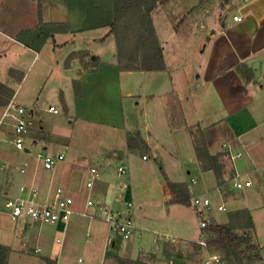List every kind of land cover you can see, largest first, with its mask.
<instances>
[{
	"label": "crops",
	"instance_id": "0c3cea01",
	"mask_svg": "<svg viewBox=\"0 0 264 264\" xmlns=\"http://www.w3.org/2000/svg\"><path fill=\"white\" fill-rule=\"evenodd\" d=\"M39 1L43 21L52 24V30L58 26L65 28V24L67 32L54 33L40 51H35L21 42L18 35L37 27ZM231 2L232 8L223 15L219 28L214 26L218 24V18L214 17L217 22L212 28L216 32L204 43L198 67L187 70L188 64H183L187 55L181 53V49L180 58L175 60L182 59V63L170 64L163 47L165 70L121 71L115 35L107 36L114 21L113 0H0V82L12 90L0 107L6 109L12 98L24 104L17 98L30 61L41 59V69L53 61L51 71L58 72L62 81H81L83 97H75V100L80 99L85 104L83 113L94 114L98 104H106L110 112L113 103L119 106V146L97 153L103 169L90 193L95 199H109L101 188L110 196L114 192L117 197L115 186L120 178L114 165L109 167L106 164H115L118 158L127 165L129 186L125 193L119 189V199L124 197L134 203L137 197L134 181H138L148 197L154 194L163 197L161 204L169 226L183 223L176 215L185 206L171 202L173 192L167 182L159 180L154 186L150 181L151 174L155 173L154 167L147 165L137 171L128 164L138 152V148L129 149L128 137L138 135L148 145L147 155L156 158V164L163 166L171 181L185 183L191 198L195 195L211 198L212 208L205 211V215L209 213L211 219L218 221L223 204L226 207L236 205L235 210H246L254 224L248 229L260 252H264V0ZM235 16L242 20H235ZM74 53L75 56L68 59ZM90 61L97 62V70H91ZM253 62L259 63V74L251 67ZM239 66H243V72L239 71ZM8 71L13 74L2 80V73ZM10 129L14 138L13 127ZM45 132L43 127L37 129L26 140L27 148L23 151L17 150L12 141L11 151L0 150V244L8 246L11 252L15 243L25 246L36 234H33L34 229L30 232L27 228L28 224L34 223L23 219L14 221L5 209L7 199L20 194L21 185L35 183L43 201L52 198V192L58 186L73 193L77 200L81 197L78 194L85 189L86 182L80 184V193L71 187L72 168L76 164L72 161L76 153L69 157L65 154L66 162H60L55 171L36 166L34 154L38 150L52 154L64 152L48 148L50 144L45 142ZM54 138L50 141L54 142ZM65 139H60L58 145L68 150L70 143ZM22 154L35 158L34 163L29 162L30 168L25 173L21 172L26 163L22 162ZM143 156L142 160L148 161L149 158L143 159ZM214 158H221L220 179L215 171ZM64 169H68V173L62 179L63 183H58L56 176ZM88 170L84 173L85 181ZM235 177L241 181L251 180L252 185L238 189L234 186ZM191 178H197V183L193 184L197 185L196 190L189 188ZM150 185L155 187L153 192ZM78 205H81L79 201ZM84 209L78 210L79 213ZM132 214L136 222V218L146 220L142 206L135 205ZM197 226L196 242L200 235L198 220ZM58 258L48 259L58 264Z\"/></svg>",
	"mask_w": 264,
	"mask_h": 264
},
{
	"label": "rangeland",
	"instance_id": "374dc122",
	"mask_svg": "<svg viewBox=\"0 0 264 264\" xmlns=\"http://www.w3.org/2000/svg\"><path fill=\"white\" fill-rule=\"evenodd\" d=\"M232 5L231 0H163L160 2L152 16L157 35L169 57V63L181 64L180 60L182 59H175H179L181 53H186L187 59L183 64H188L187 70L198 67L200 64L199 55L205 46L204 43L216 32V29L212 28L214 22H217L214 21V17L218 18V24L214 26L219 28L223 15L232 8ZM179 49H181V53ZM72 56H75V53L68 59ZM31 62L26 67L27 75L21 82L17 99L21 103L31 104L28 106L35 110V121L38 127H43L47 131L45 132L46 141L43 140L51 145H48L49 149L52 147L54 150H63L68 157L69 155L73 156L74 153L77 154L74 157L75 160L72 161L76 164L72 168L71 187L75 188L73 189L76 193H80V184L86 182L84 173L87 172L91 163L96 162L97 166L101 164L97 153L105 151V148L119 146V106L113 103V110L110 112L106 104H98L94 108V114L83 113L82 109L85 104L80 99L75 100V97H83V86L80 80H73L72 83L62 81L58 72L51 71L53 61L50 66L43 67V69H41L43 66L41 59ZM12 74L11 71L3 72L2 80L5 79V76ZM75 81L80 83L79 86L78 84L75 86ZM78 90L80 93L77 92ZM7 97L5 96V98ZM12 99L10 100L14 101ZM51 106H55L59 113L48 111ZM0 111L2 112L0 114L1 121L5 108L0 107ZM10 127H12L11 117L7 116L0 124V150L11 151L13 135ZM52 137L56 139L54 142L50 141ZM65 137L67 138L65 141L70 143L68 150L58 145L61 142L60 139ZM144 154H147L145 149H138L128 164H131L132 168L137 171L143 170L142 168L147 165H152L155 173L151 174L152 180H149L154 186H157L159 180L165 181L159 168L160 164H156V158L152 154H149L148 161L142 160ZM22 158V162L28 164L26 168H30L29 162H35L33 155L22 154ZM120 160L117 158L116 166L124 163ZM124 165L127 166L125 163ZM67 170H61L57 174L58 183H63L62 179L67 175ZM123 179L128 181V175ZM19 182L20 180L16 184ZM134 182L137 188V197L133 204L142 206L146 220L141 218L139 221L136 218L137 222H135L138 225L132 238L125 239L119 235L108 237V225L104 221L94 218L89 222V218L79 213L78 210L85 208V201L90 194L87 189H84L81 194H78V196L81 195L79 200L76 199L81 205L77 206V212L66 228L63 226L56 228L57 226L52 224H28L27 228L30 232L34 229V233H32H36L38 241L34 235V238L28 240L25 246L23 243L20 245V242H14L12 252L10 250V258L8 257V264H55L53 260L48 261L50 257L53 259L59 257L58 264H119L118 258L132 260L133 262L130 264H201L205 257V251L196 242L197 213L194 214L191 208L193 207L192 203L190 207L184 205L185 207L180 210L181 217L176 215L178 220L182 219L183 223L177 222L178 225L171 227L168 225L170 222L166 220V214L161 204L163 197L156 196V194L148 197L146 192L140 189L138 181ZM153 185L149 187L152 192L155 189ZM189 185L190 189L198 188L192 183ZM100 190L106 193L105 197L108 196L106 198H109L108 200L99 199L100 201H109L115 204L123 202V200L114 197L113 189L111 196L104 188ZM116 196H119L118 193ZM235 206L227 205L226 211L219 212L221 215L219 220L213 218L212 220L218 224H232L234 231L242 240V264H264V260H257L247 249L249 245H256L251 236L252 232L247 226L249 214L246 210H235ZM89 213L95 212L89 211ZM207 216L211 215L208 213ZM88 229L90 237H87ZM61 231H64L65 235L63 245L56 242V239L62 235ZM168 236L177 239V241L173 243L168 241ZM37 246L42 248L41 253L35 251ZM212 249L215 250L214 247ZM259 253L262 257L264 256V252L259 250ZM227 261L228 264H239L234 258H227Z\"/></svg>",
	"mask_w": 264,
	"mask_h": 264
},
{
	"label": "built area",
	"instance_id": "2783aa9c",
	"mask_svg": "<svg viewBox=\"0 0 264 264\" xmlns=\"http://www.w3.org/2000/svg\"><path fill=\"white\" fill-rule=\"evenodd\" d=\"M235 20L241 21L239 16L234 17ZM48 111L58 114L59 110L55 106H51ZM35 110L27 105H22L11 101L5 109L0 124L4 122L5 117H11V125L13 127L14 138L12 140L14 147L17 150H25L26 140L31 138L38 127L35 121ZM68 148V147H66ZM30 149V148H29ZM31 152V149L28 150ZM37 167L41 166L44 170L55 171L58 164L65 160L64 152H56L54 154L46 150H38L34 154ZM149 155H144L143 159H148ZM235 158V157H234ZM109 167L115 165L114 162L106 164ZM28 164L25 163L21 172L25 173ZM105 167V166H104ZM103 166H97L96 162H92L88 170V179L85 183V189L89 193L94 191L96 182L99 180L100 172ZM120 180L116 183V192L119 195V189L125 193L128 191L129 186L124 177L128 175V169L125 165H115ZM234 186L238 189L249 187L252 185L251 180L241 181L239 177H235ZM191 183L196 184L197 178H191ZM123 197V196H122ZM119 198V196H117ZM123 202H103L95 199L91 194L87 196L85 201V209L82 211L84 217L89 218L90 221L94 218H99L108 225L109 234L116 236L119 235L125 239L132 238L137 230V224L133 218L132 211L134 204L132 200L122 198ZM191 203L197 213V220L200 229V237L197 241L198 245L205 251V257L201 264H228L227 258L221 253L220 250H214L210 247L209 241L213 237V233L208 230L213 225V220L205 215V211L212 208V200L208 195H195L191 198ZM5 209L9 217L14 221L29 220L34 224H52L62 225L66 228L71 221L72 217L77 212V200L73 193L68 192L63 187H55L52 192V198L46 201L41 200L40 189L35 183L23 184L20 187V194L15 197H9L5 203ZM221 209L226 211V205H221ZM94 211L95 213H89ZM64 231L62 235L56 239L59 245L64 243ZM87 237H90V230L88 229ZM170 242H175L177 239L167 237ZM37 253L43 250L37 246L35 248ZM79 261H82L79 259Z\"/></svg>",
	"mask_w": 264,
	"mask_h": 264
},
{
	"label": "trees",
	"instance_id": "16d2710c",
	"mask_svg": "<svg viewBox=\"0 0 264 264\" xmlns=\"http://www.w3.org/2000/svg\"><path fill=\"white\" fill-rule=\"evenodd\" d=\"M163 0H113L114 2V21L107 33V36L115 35L117 44L118 67L121 71L126 70H145L160 71L166 69L165 53L161 41L157 35L152 13ZM39 22L35 30L23 31L18 35V39L29 48L40 51L45 41L54 36L56 32H67V27L52 30L50 25L43 21L42 4L38 5ZM74 55V54H73ZM92 70H97L96 61H91ZM243 66H239L242 71ZM79 82L75 81V86ZM12 90L0 82V106L3 105L5 96H9ZM78 93L79 90L77 91ZM129 149L143 148L148 150V145L144 139L138 135L128 137ZM221 158H214L215 171L222 178L220 173L219 161ZM223 160V159H222ZM159 168L167 182L170 190L174 194L173 203H180L186 206L191 204V196L188 187L182 182H173L169 179L163 166ZM248 228H253L254 224L249 215ZM214 235L209 241L210 247L222 251L226 258H234L242 264L243 245L242 240L234 231L231 223L218 224L216 221L209 229ZM247 249L257 259L263 261L259 253V246L249 245ZM10 248L0 244V264H8ZM50 261V259H48ZM119 264H130L132 260L118 258Z\"/></svg>",
	"mask_w": 264,
	"mask_h": 264
},
{
	"label": "water",
	"instance_id": "95a60500",
	"mask_svg": "<svg viewBox=\"0 0 264 264\" xmlns=\"http://www.w3.org/2000/svg\"><path fill=\"white\" fill-rule=\"evenodd\" d=\"M251 67L253 68L254 71H256L257 74H259L260 71V67H259V63L258 62H253L251 64ZM122 154V153H121Z\"/></svg>",
	"mask_w": 264,
	"mask_h": 264
}]
</instances>
